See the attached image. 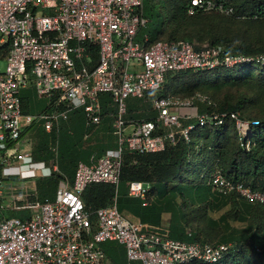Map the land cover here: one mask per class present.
<instances>
[{
    "label": "built area",
    "instance_id": "built-area-1",
    "mask_svg": "<svg viewBox=\"0 0 264 264\" xmlns=\"http://www.w3.org/2000/svg\"><path fill=\"white\" fill-rule=\"evenodd\" d=\"M142 2L0 0V264H113L100 248L105 241L123 247L126 264L219 262L231 243L196 240L191 230L177 238L166 224L130 220L117 210L115 198L121 193L140 199L141 205L149 199L148 186L120 180L123 150L157 152L180 141L186 144L187 161L195 155L204 162L197 176L211 193H234L264 204V192L225 177L218 160L209 157V147L196 139L199 128L230 120L239 145L247 149L258 121L217 111L214 100L200 91L164 93L168 80L187 70L264 67V51L230 54L207 43L194 48L184 39L139 43L136 32L146 23ZM200 11L229 14L231 8L217 0H189L187 13ZM26 87L46 99V111H22L20 91ZM151 92L154 117L128 119L125 100L146 98ZM99 93H108L114 105L116 146L88 163L78 162L70 184L61 181L52 198L40 199L35 180L52 170L33 160L21 133L34 122L50 132L76 108L82 109L87 129L97 125ZM198 105L204 110L198 111ZM93 183L113 186L109 205L92 210L84 206L81 194Z\"/></svg>",
    "mask_w": 264,
    "mask_h": 264
},
{
    "label": "trees",
    "instance_id": "trees-1",
    "mask_svg": "<svg viewBox=\"0 0 264 264\" xmlns=\"http://www.w3.org/2000/svg\"><path fill=\"white\" fill-rule=\"evenodd\" d=\"M225 7H230L229 14L215 11H200L187 14L189 0H143L141 13L146 18V23L135 35V40L147 44L157 39H184L191 42L194 37L197 41L194 48L202 43L219 46L224 53L256 54L264 51V0H217ZM158 4V6H157ZM168 7L166 13L158 7ZM237 30H229L228 25H236ZM189 25L192 27L188 34L183 30ZM250 28V29H249ZM251 31L249 33V30ZM193 32V34H192ZM195 33V34H194ZM192 34V35H191ZM166 35V38H160ZM144 38L146 41L144 42ZM94 53V52H93ZM94 57V54H93ZM222 88L240 89L239 95L229 102L227 99L215 102L214 93ZM194 91L208 94L216 103L217 111L237 112L239 117L255 119L258 124L252 129L249 147L244 149L239 145L237 133L232 121L227 120L222 125L211 127L204 126L197 130L198 137L203 142L204 148L210 158H216L221 168V173L233 182H241L254 190L264 192V67L258 65H243L234 69H215L211 71L187 70L170 78L165 84L164 93L173 95H188ZM153 92L149 93L152 96ZM101 123L97 127L99 132H106L108 128V115L111 107L109 95L100 93ZM140 104L134 106L127 104L128 119H152L155 113L150 109L149 103L139 99ZM77 117H83L81 109L73 111ZM110 116V115H109ZM79 117V118H80ZM83 119L67 126H60L57 141V166L70 181L74 166L82 158L84 145L82 142ZM33 136L35 143L32 148L34 159L49 157L47 141L49 135L40 127L39 122H34L27 128ZM68 130L72 133L69 134ZM93 147L99 153L105 147H115L110 139L106 141L94 136ZM194 139V140H196ZM91 148V147H90ZM86 151V152H87ZM102 153V152H101ZM100 155V154H99ZM195 156V155H194ZM187 161L186 144L178 142L174 146L167 145L164 150L148 153H130L123 150L121 153L120 180H137L152 184L154 187L167 188L169 183H174L173 188L185 181L189 188H203L202 193L208 204L209 187L204 181L198 180V172L204 165L202 160ZM194 174V179L192 176ZM190 178H186L187 176ZM185 177V178H183ZM59 175L51 176L36 182L38 196L52 198ZM188 181V182H187ZM149 184V189L152 185ZM208 194H207V193ZM211 197H216L210 192ZM117 201H129L119 194ZM113 196V186L107 183H93L85 187L81 200L86 208L95 209L110 203ZM121 197V198H120ZM203 197V198H204ZM232 199V207L245 209V204L250 205L248 211L244 210L248 225L240 231L233 230L231 248L226 255L215 264H263L264 257V204L248 202L236 194L226 196ZM139 202V200L137 201ZM140 204V202H139ZM231 218H236L237 211L225 213ZM252 227V230L249 228ZM196 239V236L193 237ZM197 240V239H196ZM102 243L101 247L114 264H125L121 254H113ZM201 264V263H199Z\"/></svg>",
    "mask_w": 264,
    "mask_h": 264
},
{
    "label": "crops",
    "instance_id": "crops-1",
    "mask_svg": "<svg viewBox=\"0 0 264 264\" xmlns=\"http://www.w3.org/2000/svg\"><path fill=\"white\" fill-rule=\"evenodd\" d=\"M32 90L33 88L26 87L20 91L22 111L25 113H29V114H38L40 112L46 111L47 110L46 99L43 96H38L44 99L43 105L40 106L38 102H37L38 104L33 103L32 98L35 96H33L34 90L33 92ZM153 95L154 94H152V96ZM152 96H149V93H147L146 98H136V97H131V98L142 99V100L147 101L149 103L150 109L154 112L148 100V98ZM99 98H100V93L98 94V103L100 107ZM109 105L111 107V111L109 114L110 116L108 115L109 123H108V128L106 132H99L97 130V127L101 123V107H100L99 123L88 129L84 125V117L81 118L79 116L80 117L79 118L77 117L76 114H73L74 110L81 109V108L73 109L72 111L68 113L66 118L59 119L57 122V125L50 132H45L40 126L41 129L46 134L49 135L48 141H47V150L49 151L50 154H49V157L46 159H34L33 158L32 148L34 146L35 140L33 136L30 134V131L27 130V128L21 133V140L23 142L29 141L30 143L29 145L30 152H31V156L33 160L42 161L46 166H49L51 168L52 173L59 175L60 178L58 179L55 190L61 181H66L68 184H70L72 181V178L69 181L67 176L63 174L57 166V162H58L57 141H58V134H59L60 126L68 127L71 123L77 121L78 119H80L81 121L83 119L84 129H83V135H82V142H84L83 143L84 146L82 148L84 150L85 148H88V151L87 150H86L87 152L84 151L82 158H79L76 164L78 162L88 163L91 158L99 156V154L101 155L106 149H109V147H105V149L101 151L102 153L101 152L99 153V151L97 150V147H93V144L95 142L93 140L94 139L93 137L95 135L100 137L104 141H106V144L108 143L107 139H110L112 142H114L116 146V136L113 134L112 126H111L112 116H113L115 109H114V105L111 102L110 96H109ZM197 110L203 111L204 108L203 106L198 105ZM126 112H127V105H126ZM82 115H83V112H82ZM68 133L71 134L72 131L68 130ZM169 146H174V145H169ZM51 174L49 176H51ZM194 174L195 173H192L193 179H194ZM49 176H46L43 178H47ZM133 181H137V180H133ZM141 183L144 186L145 185L148 186L149 199H148L147 204L141 205L140 199L129 196V195H122L124 196L123 198H127V200L129 201H126V202L123 200L117 201L118 200L117 197L120 196V195H117L115 198V205H116L117 210L122 215H124L130 220H137L140 222H146V223L155 224V225L166 224L169 227V229L172 231L173 235L177 238H182L187 230H191L193 237L195 235L197 240L214 242V243H218V242L231 243V241L233 240V235H234V232L232 231L235 230V227H233L232 223L237 221L238 219H242L244 224L243 226H241L242 227L241 229L246 228V226L249 223L248 221H246L245 217H247V215L246 213H244V210L246 209V211H248L250 208V205L246 203H243L245 204V209L241 207L234 208L231 205L232 203L231 198L217 197V196L211 197L210 196L211 194L209 192V195H208L209 197L207 199L208 204H205L203 203L204 202L203 200L204 199L206 200V196L204 197L203 194H200V192L202 193L203 188L201 189L200 188H196V189L189 188L187 186H184V184H186L185 181L180 182V184H178V187H175V188H173V186L174 184H177L176 181L174 183H169L167 185V188H163L162 186L154 187L152 184L149 183L150 185H152L150 189H149V184L145 182H141ZM35 185H36V181H35ZM36 190H37V185H36ZM55 190H54V194H55ZM37 194H38V191H37ZM113 194H114V189H113ZM112 198H111L110 203L112 202ZM138 200L140 204L139 202H137ZM218 210L220 211L223 210V211L220 212L216 216V218H212L211 212L218 211ZM231 211L233 212L237 211L238 214L242 212V215H237L236 218H231L229 214L225 216V213H229ZM249 229L250 230H248V232L252 230V227ZM105 242L110 243L111 246H107L108 248L112 247V249H109V251H111L113 254H121V259H125L124 249L121 245H118L115 242H111V241H105ZM105 242H102V243H105ZM102 243H100L101 249H102L101 247ZM129 264H140V263L133 261V262H130Z\"/></svg>",
    "mask_w": 264,
    "mask_h": 264
},
{
    "label": "rangeland",
    "instance_id": "rangeland-1",
    "mask_svg": "<svg viewBox=\"0 0 264 264\" xmlns=\"http://www.w3.org/2000/svg\"><path fill=\"white\" fill-rule=\"evenodd\" d=\"M157 6H158V4H157ZM161 11H164L165 13H166V10H167V8L168 7H158ZM188 14V13H187ZM222 14H224V13H222ZM238 26V24H236V25H228L227 26V28L229 29V30H232V31H234V30H237L236 29V27ZM192 29V27H189V25L183 30V33L186 35V34H188L189 32H190V30ZM250 29V28H249ZM248 29V30H249ZM251 31L249 30V33H250ZM192 34H193V32H192ZM191 34V35H192ZM195 34V33H194ZM160 38H166V35H162ZM196 39L194 38V37H192L191 38V43L193 44V45H196L197 44V41H195ZM32 92H33V90H32ZM239 92H240V89H237V88H222L221 90H218V91H216L215 93H214V96H213V99L215 100V102L217 101V102H219V101H221V100H224V99H227L229 102H231V101H233L234 99H235V97L236 96H238L239 95ZM33 96H35V97H33L32 98V102L33 103H36V104H40V106L41 105H43V102H44V99L42 98V97H38L34 92H33ZM38 102V103H37ZM125 103H126V105L128 104V103H130V104H132V105H134V106H137V105H139L140 104V100L139 99H136V98H131V97H129V98H127L126 100H125ZM190 177V175L189 176H187V178H189ZM43 179H45V178H43V177H40V178H37L35 181L37 182L38 180H43ZM259 191V190H258ZM223 210H218V211H213V212H211V216H212V218H216V216L220 213V212H222ZM13 215H20V212L19 211H13V212H11ZM233 224V227H235V230H237V231H240V229L242 228L241 226H243V224H244V222H243V220L242 219H238L237 221H235V222H233L232 223ZM240 227V228H239ZM222 228V227H221ZM125 260V259H124ZM125 263H126V260H125ZM264 264V263H263Z\"/></svg>",
    "mask_w": 264,
    "mask_h": 264
}]
</instances>
